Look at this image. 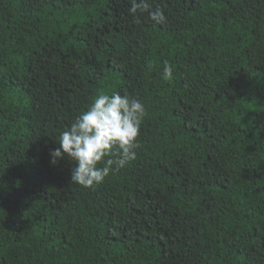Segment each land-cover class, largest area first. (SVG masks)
<instances>
[{"label":"trees","instance_id":"trees-1","mask_svg":"<svg viewBox=\"0 0 264 264\" xmlns=\"http://www.w3.org/2000/svg\"><path fill=\"white\" fill-rule=\"evenodd\" d=\"M151 2L0 0V264H264V0ZM114 91L141 146L86 189L50 152Z\"/></svg>","mask_w":264,"mask_h":264},{"label":"clouds","instance_id":"clouds-1","mask_svg":"<svg viewBox=\"0 0 264 264\" xmlns=\"http://www.w3.org/2000/svg\"><path fill=\"white\" fill-rule=\"evenodd\" d=\"M128 12L134 17L147 14L156 24L167 21L163 8L153 6L151 0H130ZM162 78H173L168 61L163 62ZM146 115L144 104L136 96L100 92L59 133V147L50 152V163L67 157L75 165L71 183L95 190L110 174L135 161Z\"/></svg>","mask_w":264,"mask_h":264}]
</instances>
